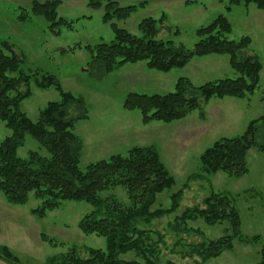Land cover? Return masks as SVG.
Segmentation results:
<instances>
[{"label":"rangeland","instance_id":"374dc122","mask_svg":"<svg viewBox=\"0 0 264 264\" xmlns=\"http://www.w3.org/2000/svg\"><path fill=\"white\" fill-rule=\"evenodd\" d=\"M59 1L56 10L59 18L69 23L51 30L49 24L31 13L33 2ZM119 7L136 6V10L123 21L103 22L104 10H91L88 0H0V42L11 45L22 60V70L33 76L50 75L63 92L82 102L85 118L77 119L82 111L71 108L72 132L81 143L79 167L124 156L132 148L152 147L175 184L157 196L152 211L166 210L171 206V196L181 192L178 209L154 220L151 240L156 243L160 264H199L200 259L191 253L196 245L229 234L224 222L208 226L197 219L179 222L186 209L204 208L203 202L210 194L229 196L231 205L240 218L242 238L235 239L231 251L202 264H257L259 250L264 244V124H259L255 135L256 147L247 155V173L240 178L222 173L206 175L201 171L200 156L223 138L242 135L250 122L264 116V12L243 1L225 10L228 2L218 0H152L139 7L143 0H116ZM226 17L231 33L228 40L250 39L245 51L261 64L257 89L243 99L212 98L201 104L184 119L171 123L143 124L138 111H125L123 102L128 94L154 95L174 92L179 79H187L194 87L218 80H234L227 56L193 58L182 69L167 74L149 70L144 62L127 64L103 75L90 65L85 47H94L113 41L111 24L138 36V24L147 18L160 20L158 40L169 41L176 48L192 50L198 41L196 31L209 25L217 16ZM27 90L26 87L21 88ZM30 95L21 104L28 119L35 122L39 112L51 102H59L60 95L53 89L40 90L33 84ZM11 132L0 122V142ZM44 154L39 145L25 136L23 146L17 151L20 158L29 152ZM112 195L127 203L124 191L117 187L102 196ZM40 202L32 194L23 206L6 203L0 194V246L7 247L17 263L45 264L76 248L84 257L85 250H104L105 240L95 235H84L78 223L93 207L81 202H63L58 209L38 219L31 211ZM55 242L51 246L41 236ZM258 237L255 241L252 238ZM132 260L133 254L120 256Z\"/></svg>","mask_w":264,"mask_h":264},{"label":"trees","instance_id":"16d2710c","mask_svg":"<svg viewBox=\"0 0 264 264\" xmlns=\"http://www.w3.org/2000/svg\"><path fill=\"white\" fill-rule=\"evenodd\" d=\"M149 1L143 0L139 7ZM228 2L225 10L243 1L245 6L254 5L264 12V0H218ZM59 1L33 2L31 13L40 17L54 30L69 23L57 15ZM91 10H104L103 22L126 20L136 6L119 7L116 0H88ZM160 20L147 18L138 24V36L111 24L113 41L101 43L84 50L90 57V65L103 75L127 65L144 62L149 70L167 74L173 69H182L193 58L227 56L230 69L238 77L225 79L194 87L187 79H179L174 92L167 94H128L123 102L125 111H138L142 123H171L184 119L201 104L212 98L243 99L252 94L259 85L261 64L245 54L250 39L228 40L231 26L226 17L219 15L209 25L197 29L198 41L192 50L176 48L169 41L158 40ZM22 60L13 52L11 45L0 42V122L11 135L0 142V194L6 203L23 206L30 194L40 202L31 211L38 219L59 208L63 202H81L93 207L78 223L84 235H95L105 240L104 250H85L81 257L76 248L69 249L59 257L50 258L45 264H160L157 245L151 240L153 234L148 228L154 220L174 213L181 200V192L171 196V206L166 210L152 211L158 195L174 187V180L160 161L152 147L132 148L126 155H116L108 160L79 167L81 143L72 132L69 111L75 108L80 113L77 119L85 118L80 100L62 91L50 75L33 76L22 70ZM33 84L40 90L53 88L59 95V102L48 103L32 122L21 110L22 102L30 95L28 87ZM27 90L22 91V87ZM264 116L252 121L245 132L234 138H223L200 156L201 171L206 175L222 173L228 177L240 178L247 173V155L256 147L255 135ZM33 139L44 154L29 152L20 158L17 151L23 146L25 136ZM258 149L264 152V144ZM121 188L127 196V203L112 195L103 193ZM204 208L186 209L179 222L201 220L208 226L228 223L229 234L203 242L191 249L200 259L199 264L231 251L232 243L242 238L240 218L231 205L227 194H210L203 202ZM258 237L252 238L255 241ZM43 242L55 246L52 239L41 236ZM133 254L132 260H121L120 256ZM259 262L264 264V244L259 250ZM0 260L17 263L16 257L5 246H0ZM171 264V263H170Z\"/></svg>","mask_w":264,"mask_h":264}]
</instances>
